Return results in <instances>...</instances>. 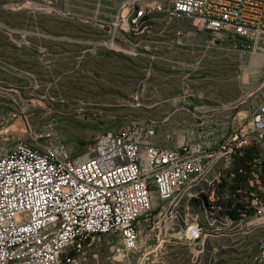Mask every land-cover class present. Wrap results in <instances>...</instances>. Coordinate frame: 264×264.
<instances>
[{"label":"built area","instance_id":"2783aa9c","mask_svg":"<svg viewBox=\"0 0 264 264\" xmlns=\"http://www.w3.org/2000/svg\"><path fill=\"white\" fill-rule=\"evenodd\" d=\"M148 1L127 2L136 29L143 16L163 12L208 33L207 47L233 41L242 52L264 55V0ZM252 96L247 107L224 110L214 147L157 146L154 123L132 122L98 137L85 159L44 142L43 134L4 151L0 264H99L100 245L111 253L104 264H123L114 253L135 252L141 227L150 232L145 242H156L148 254L182 246L203 251L212 238L252 237L254 264H264V85Z\"/></svg>","mask_w":264,"mask_h":264},{"label":"rangeland","instance_id":"374dc122","mask_svg":"<svg viewBox=\"0 0 264 264\" xmlns=\"http://www.w3.org/2000/svg\"><path fill=\"white\" fill-rule=\"evenodd\" d=\"M128 1L0 0V154L43 134L85 159L98 137L132 122L154 123L157 146L219 143L224 110L247 107L264 84V55L233 41L207 47L208 33L163 12L141 32L128 20ZM140 231L135 252L114 253L123 264L143 257L144 264H254L252 237L212 238L203 251L168 247L163 255L148 254L156 242H145L147 227ZM94 251L97 263L109 262L106 246Z\"/></svg>","mask_w":264,"mask_h":264},{"label":"trees","instance_id":"16d2710c","mask_svg":"<svg viewBox=\"0 0 264 264\" xmlns=\"http://www.w3.org/2000/svg\"><path fill=\"white\" fill-rule=\"evenodd\" d=\"M152 15H149V16H143L141 19H140V28H143V27H148V28H153V26H155V23L152 21Z\"/></svg>","mask_w":264,"mask_h":264},{"label":"bare ground","instance_id":"6f19581e","mask_svg":"<svg viewBox=\"0 0 264 264\" xmlns=\"http://www.w3.org/2000/svg\"><path fill=\"white\" fill-rule=\"evenodd\" d=\"M264 85V84H263ZM261 87V86H260ZM256 89H258V87L256 88Z\"/></svg>","mask_w":264,"mask_h":264}]
</instances>
